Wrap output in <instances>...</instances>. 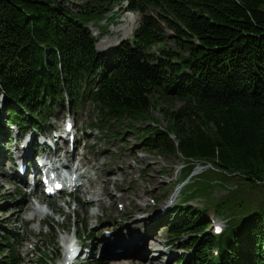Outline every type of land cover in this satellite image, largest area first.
<instances>
[{
  "label": "trees",
  "instance_id": "obj_1",
  "mask_svg": "<svg viewBox=\"0 0 264 264\" xmlns=\"http://www.w3.org/2000/svg\"><path fill=\"white\" fill-rule=\"evenodd\" d=\"M125 4L141 15L133 39L99 51L90 25L107 31ZM86 107L100 134L118 141L127 124L146 154L264 185V0H0V162L12 161L13 126L43 135L56 111ZM155 109L166 126H139ZM237 194L221 235L206 208L181 200L157 221L184 251L177 264H264V201ZM9 224L0 264H22L25 236Z\"/></svg>",
  "mask_w": 264,
  "mask_h": 264
},
{
  "label": "rangeland",
  "instance_id": "obj_2",
  "mask_svg": "<svg viewBox=\"0 0 264 264\" xmlns=\"http://www.w3.org/2000/svg\"><path fill=\"white\" fill-rule=\"evenodd\" d=\"M126 7L117 8V14L112 13L107 20L101 22L100 25L107 31L101 32L97 29L99 26L90 25L98 39L99 51H108L107 48H114L123 40L133 39L140 26L141 15L126 12ZM132 19H135L133 22L136 27L132 34L127 35L122 27L127 26V21ZM56 112L51 126L55 131L48 133L43 139L37 137L38 145L42 148L40 153H26L24 149L30 142H34V132L23 142L14 135L17 145L13 144V161L0 162V222L1 225L9 222L13 229L18 226L24 234L25 241L19 249L22 264H40L41 260L45 264H60L65 258V253L66 257H72L71 260H65L68 264H105L103 262L107 260L103 261L101 252L105 244H109L113 252L124 248L118 256L107 254L110 259L106 264H177L175 258L184 253L183 249L172 247L174 244L167 241L164 229L156 226L157 221L165 215H161L160 208H166L170 200L176 205L181 200L206 208L208 219L212 218L214 222L212 231L217 225L225 229L227 219L223 215L230 213L237 193L244 196L241 202L247 206L259 205L264 201V185L252 187L240 178L228 176L208 165L195 162L188 164L180 159L169 161L156 153H144L141 142L136 139L127 124L115 128L118 141L113 139V133L95 132L92 123L96 120L95 116L92 117L93 111L90 107L80 113L75 112V116L68 114V110ZM166 122L159 110L155 109L151 110L150 121L140 122L138 125L163 128ZM68 126L71 127V135L77 138L78 144L75 147L70 137L62 139V134ZM54 140L58 146L64 142L70 146L64 151L54 149L53 152L50 147H45L44 142L52 143ZM52 145L55 146L56 143ZM15 152L23 155L22 158L15 160ZM52 153L53 163L57 164L64 175L70 174V171L63 170L64 160L75 161V167H72L74 172L79 162H82L86 168L78 174H84L83 178L87 180L95 179L98 189L109 185L110 192L106 187V191L98 190L99 194L95 195L98 197L92 198L90 195H77L78 188H74L70 190L71 196H67L70 193L68 192L54 199L47 198L44 188H34L32 177L28 176L26 180L21 178L24 173H21L20 166L25 162L30 164L33 156H37L40 162H51ZM38 165L39 163L36 164ZM189 168L191 173L184 183L182 177ZM26 173L28 174V171ZM17 178L21 183H18ZM86 182L88 181L84 180V183ZM102 201L107 204L99 205ZM154 202L157 205H154ZM222 202H226L225 210L224 213L218 214L216 207ZM34 204L40 205L49 213L45 220H30L29 213L33 211ZM105 208L106 211H102ZM153 215L158 216L151 219ZM129 217L132 219L126 220ZM107 230L116 231L115 236L113 232L111 235L118 244L115 242L111 246L113 238L107 240L108 238L104 237V231ZM91 233L96 235L93 240L89 238ZM52 237L56 238L58 244L55 250ZM128 247L134 249L128 251ZM136 248L139 250L132 257L131 254ZM57 250L58 259L55 256ZM113 257H116V260Z\"/></svg>",
  "mask_w": 264,
  "mask_h": 264
},
{
  "label": "bare ground",
  "instance_id": "obj_3",
  "mask_svg": "<svg viewBox=\"0 0 264 264\" xmlns=\"http://www.w3.org/2000/svg\"><path fill=\"white\" fill-rule=\"evenodd\" d=\"M134 20L135 19L127 21V23H126L127 26L124 25L122 27V29L125 31V33L127 35L128 34H132L134 32V30H135L136 26L134 25V22H133ZM70 138L73 139V144L72 145H74V147L77 146V144H78L77 138L73 137L71 134H70ZM44 145H46L45 147H47L49 144L45 143ZM58 145L59 144H56L57 151H59V150H63L64 151L70 146L67 142H64L60 146H58ZM74 154H72V155H74ZM67 155L68 154H66V156H65L66 159H67ZM51 157H52V160H51V162H49V165H48L47 168H46L47 165L42 167V168L39 165L36 167V169H41L43 172L45 171V169H47V170L50 171L51 176H54V179L50 182V187H51V184H53V183L55 184L56 182L61 181V178L59 176H62L60 168L57 166V164L53 163L54 153H52ZM68 158H69V156H68ZM30 163H34V159L31 160ZM81 163L82 162H79L80 165L79 164L77 165V167L75 169V172L72 169V167H75V165H74L75 161L71 160V161L66 162V160H64L63 164H62L64 166L63 169H68V170H70L72 172L71 175L74 177V183L76 184V186L78 188V190L76 191V194L77 195H83V196L90 195L92 198H96L98 196H95V195L99 194L98 190H101L102 192L106 191V187L109 188V192H110L109 185H105L103 188L98 189V187L96 186L97 182H95L96 181L95 179L87 180V179L83 178L84 174L82 176L80 174H78V173L82 172L86 168V166H83V164H81ZM29 175H31V174H29ZM29 175L28 174H24V175H22L21 178L22 179H27V177ZM40 177L42 179V176H40ZM84 180L88 181V182L84 183ZM27 183L29 184V182H27ZM84 184H85V186H84ZM98 200H101V199H98ZM92 204H94V203H92ZM105 204H107V203L104 202V201L99 203V205H101V206L105 205ZM33 207H34L33 211L29 213L30 220H34L36 218H39L41 221H43V220H45V218H47L49 216V213L44 208H42L40 205L34 204ZM106 209L107 208L102 209V211H106ZM93 215L96 216V213H94ZM107 240H109V239H107ZM140 248H143V247H140ZM130 249L132 251L134 248H130V247L127 248L128 251H130ZM73 250H75V249H73ZM119 250L121 252H118ZM119 250H117L116 252H113V248L110 247L109 244L108 245L105 244L104 246H102L101 252H102V255L104 256V260L103 261L107 260L106 262H103V263L106 264L109 261L110 258L108 256H111V255L118 256V255H120L123 252L124 248H121ZM138 250L139 249L136 248L134 250L133 254H131V256L134 257L136 252H138ZM71 252H72V250H71ZM69 253H70V251H69ZM141 253L142 254H146L145 252H141ZM107 254H108V256H107ZM100 258H102V256H100ZM113 259L116 260V257H113ZM68 263L69 262L65 261L62 264H68Z\"/></svg>",
  "mask_w": 264,
  "mask_h": 264
},
{
  "label": "water",
  "instance_id": "obj_4",
  "mask_svg": "<svg viewBox=\"0 0 264 264\" xmlns=\"http://www.w3.org/2000/svg\"><path fill=\"white\" fill-rule=\"evenodd\" d=\"M1 98H2V97H1ZM130 218H132V217H130ZM153 218H154V215L151 217V219H153ZM225 229H226V227H225ZM225 229H224V230H225Z\"/></svg>",
  "mask_w": 264,
  "mask_h": 264
}]
</instances>
